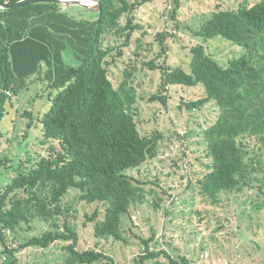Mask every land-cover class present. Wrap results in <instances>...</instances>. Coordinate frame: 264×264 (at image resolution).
Listing matches in <instances>:
<instances>
[{
  "label": "trees",
  "instance_id": "16d2710c",
  "mask_svg": "<svg viewBox=\"0 0 264 264\" xmlns=\"http://www.w3.org/2000/svg\"><path fill=\"white\" fill-rule=\"evenodd\" d=\"M154 1L101 0L100 12L89 15L83 9L86 15H75L45 3L0 10V170L13 171L0 189V264H17L23 250L48 249L57 242L66 243L61 264H116L98 246L78 248V235L67 220L72 208L64 203L71 192L78 193V202L92 207L85 213L84 226L92 229L97 240L126 244L124 223L132 222L147 196H154L152 206L160 209L161 195L149 186L158 187V182L141 181L129 172L157 158L163 134L153 130L144 135L137 127L132 85L136 67L125 69L117 86L108 75V67L124 55L123 48L141 28L133 23L134 11ZM170 1V19L175 20L180 0ZM190 32L203 41L189 48L187 68L157 60L142 66L161 74L158 92L147 98L150 102L167 107L172 87H199L202 97L181 100L179 109L194 112L208 104L216 106L217 119L203 131L208 164L199 180L201 194L215 205L221 194L240 193L257 179L264 182V177L258 178L264 155V0H241L234 10L218 4ZM109 34L124 42L104 47ZM167 36L173 35L155 36L161 47L159 57L166 56ZM214 39L236 46L239 54L219 62L203 44ZM68 50L75 65L65 61ZM38 85L49 107L43 112L25 111L23 117L28 119L26 134L35 129L42 151L31 156L21 148L25 158H8L2 154L18 111L8 133L1 128L8 113L6 104L14 107L13 97L30 93L31 86ZM258 189L264 195V183ZM62 218L61 228L57 222ZM35 219L52 222L51 229L18 244L7 241L8 234L31 229ZM135 236L143 252L133 264H193L186 256L175 258L158 248L154 232L148 239Z\"/></svg>",
  "mask_w": 264,
  "mask_h": 264
},
{
  "label": "rangeland",
  "instance_id": "374dc122",
  "mask_svg": "<svg viewBox=\"0 0 264 264\" xmlns=\"http://www.w3.org/2000/svg\"><path fill=\"white\" fill-rule=\"evenodd\" d=\"M248 1L255 3L259 0ZM179 3L175 20L170 19L173 8L170 0H156L136 9L133 23L141 28L133 33L129 45L123 48L124 55L108 67L109 78L115 86L122 80L125 69L136 67L132 85L137 96V127L144 135H149L153 130L163 134L157 158L139 170L129 172L141 181L158 182V187L154 183L149 186L161 195L163 202L160 209L155 210L152 206L154 196H147V202L138 208L132 222L124 223L126 244L95 239L92 229L84 226L85 213H90L92 207L78 202L77 192L65 197V205L72 208L67 220L78 235L80 250L98 246L96 248L113 257L116 264H133L134 257L143 252V246L135 234L148 239L153 232L159 242L158 248L167 250L175 258L186 256L193 264H264V195L258 189L264 182L257 179L251 183V188H245L240 193L221 194L220 203L215 205L201 194L199 180L207 172L205 166L208 164L203 131L217 119L216 106L208 104L194 112L179 109L181 100L202 97L203 92L199 87H172L168 92L167 107L147 99L158 92L161 74L159 70L150 71L143 67L142 62L157 60L161 64L165 61L169 67L187 68L189 48L203 41L190 31L197 29L218 4L222 9L234 10L241 0H180ZM68 9L71 14L89 15L80 8ZM125 22L126 17L121 19L122 25ZM164 32L173 36L165 38L166 56L159 57L161 47L155 36ZM122 42V38L109 34L104 39V47ZM203 44L207 53L223 64L240 52L239 48L222 39ZM136 52L139 54L136 55L138 62L134 61ZM64 58L68 65L77 63L69 50L64 53ZM39 87L31 86L30 93L13 97L11 102L15 104L14 107H10V102L6 104L8 113L1 128H7L8 133H11L12 117L18 111L15 127L2 154L8 158H25L21 148L31 156L42 151L35 129L30 136L26 134L28 119L23 117L25 111L43 112L49 107L50 102ZM38 94L41 97H36ZM261 160L262 172L258 173V178L264 177V155ZM12 175V170H0V189ZM63 220L57 222L61 228ZM51 225L52 222L35 219L31 229L25 227L14 235L8 234L7 241L11 243L14 240L18 244L41 235L51 229ZM65 245L57 242L48 249L27 248L17 255V264H61L64 257L62 247Z\"/></svg>",
  "mask_w": 264,
  "mask_h": 264
},
{
  "label": "water",
  "instance_id": "95a60500",
  "mask_svg": "<svg viewBox=\"0 0 264 264\" xmlns=\"http://www.w3.org/2000/svg\"><path fill=\"white\" fill-rule=\"evenodd\" d=\"M55 4L62 10L76 7L85 10L89 14L99 13L101 0H20L15 3H0V10H12L30 4Z\"/></svg>",
  "mask_w": 264,
  "mask_h": 264
}]
</instances>
